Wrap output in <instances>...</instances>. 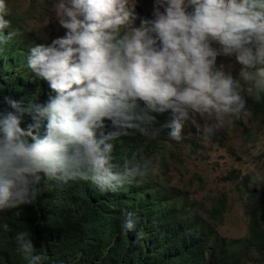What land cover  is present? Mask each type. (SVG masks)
<instances>
[{
	"label": "clouds",
	"instance_id": "1",
	"mask_svg": "<svg viewBox=\"0 0 264 264\" xmlns=\"http://www.w3.org/2000/svg\"><path fill=\"white\" fill-rule=\"evenodd\" d=\"M37 1L31 4L36 19ZM52 2L45 0V7ZM13 3L0 0V46L18 35L16 25L29 33L25 36L33 46L25 67L45 85L46 97L26 104L9 97L11 111L0 112V216H19L50 181L80 180L90 183L88 190L105 203L125 201L129 210L124 211L121 234L137 236L141 212L132 213L137 205L131 203H138L140 189L153 192L155 186L165 196L177 197V204L185 194L218 241L249 237L251 212L264 213V185L258 189L249 184H264V174L252 165V175L229 173L231 183L240 184L248 220L246 236L230 239L220 233L228 197L214 200L208 213L174 181L171 167L183 166L184 154L200 147L185 124L199 137L211 136L234 120L241 128L247 112L251 121L264 124V108L256 105L264 96V0H153L150 19L139 25L137 0H54L52 12L65 33L52 39L37 25L28 27L29 16L16 15ZM224 58L239 65L236 75ZM26 115L33 123L25 125ZM157 122L166 131L154 130ZM247 127L244 137L250 135ZM127 135H137L150 152L161 148L153 145L158 137L166 147L140 161L117 162L116 142ZM136 144L124 137L118 150ZM206 229L191 228L190 233L201 234L208 246ZM14 241L27 264H45L28 231H17ZM72 251L77 259L84 257L75 244ZM252 257L248 264L264 259L256 252Z\"/></svg>",
	"mask_w": 264,
	"mask_h": 264
},
{
	"label": "trees",
	"instance_id": "2",
	"mask_svg": "<svg viewBox=\"0 0 264 264\" xmlns=\"http://www.w3.org/2000/svg\"><path fill=\"white\" fill-rule=\"evenodd\" d=\"M14 28L16 38L0 46V112L11 111L7 104L9 97L23 99L25 104L29 100L38 103L46 97L42 96L45 85L25 67L33 40L17 25ZM256 105L264 108V96ZM24 123H33L32 117L26 115ZM106 124L110 127V122ZM153 129L158 133L166 131L160 122L153 124ZM124 137L135 139L137 144L118 150ZM158 138L153 145L159 144L161 148L150 152L137 135L122 136L116 142L113 158L117 162L126 158L140 161L147 154H158L166 147L163 137ZM90 187V183L80 180L50 181L42 186L35 203L23 207L19 216L11 213L0 216V264H27L16 250L17 231L30 233L35 248L45 257V264H248L254 252L264 257L263 212L261 215L251 212L246 239L218 241L200 222L185 194L177 204V197L165 196L164 189L154 186L153 192L140 189L138 203L130 202L137 205L132 213L139 211L141 216L137 217L140 225L137 236H128L121 234L124 211L129 210L126 202L120 198L113 204L105 203L107 200L94 195L88 190ZM251 198L254 208L257 195ZM191 228L206 229L208 246L201 234L197 237L190 233ZM74 244L84 253L83 258L77 259L73 254Z\"/></svg>",
	"mask_w": 264,
	"mask_h": 264
},
{
	"label": "rangeland",
	"instance_id": "3",
	"mask_svg": "<svg viewBox=\"0 0 264 264\" xmlns=\"http://www.w3.org/2000/svg\"><path fill=\"white\" fill-rule=\"evenodd\" d=\"M45 0H38L40 15L36 19L31 11V4L34 0H14L13 8L17 9L16 15L23 13L29 16L26 25L35 28L37 25L49 39L63 36V29L52 12V4L45 7ZM135 4V0H132ZM153 0H137L135 12L137 19L136 25H139L143 19H150L152 13ZM223 57L218 58L222 62ZM224 64L227 69L235 75L239 70V65L235 64L234 59L224 58ZM251 114L247 112L243 116V126L238 128L235 120L226 126L212 133L211 136L199 137L192 125H183L185 129L198 137L199 149L195 152L187 151L184 154V165L171 167V173L174 181L179 186L187 188L192 198L202 202L209 213L214 205V200L226 195L229 204L226 209L224 224L220 227V233L223 237L235 239L243 238L248 231L247 217L244 212V200L241 197L242 191L240 184L231 183L234 178L229 173L234 170L241 171V175H252L249 171V165H252L257 172L264 174V124L251 121ZM199 122V121H198ZM250 135L244 137L245 125ZM183 126L181 128H183ZM253 126V127H252ZM260 150L258 155L254 152ZM264 184H257L252 181L250 187L263 189ZM255 264H264V259H256Z\"/></svg>",
	"mask_w": 264,
	"mask_h": 264
},
{
	"label": "bare ground",
	"instance_id": "4",
	"mask_svg": "<svg viewBox=\"0 0 264 264\" xmlns=\"http://www.w3.org/2000/svg\"><path fill=\"white\" fill-rule=\"evenodd\" d=\"M15 38H16V37H15ZM31 39H32V38H31ZM19 41H20V40H19ZM11 44H12V43H11ZM29 45H30V44H29ZM24 71H25V70H24ZM27 78H28V77H27ZM160 144H161V143H160ZM254 201H255V200H254ZM252 203H253V202H252ZM251 214H252V213H251ZM253 215H254V214H253ZM160 220H161V219H160ZM253 220H254V219H253ZM252 222H253V221H252ZM254 225H255V224H254ZM254 225H253V227H255ZM253 227H252V228H253ZM255 231H256V230H255ZM255 231H254V232H255ZM257 232H258V231H256V233H257ZM48 233H49V232H48ZM258 235H260V232H259ZM258 235H257V236H258ZM197 237H198V236H197ZM191 238H192V236H191ZM262 238H263V237H262ZM262 240H263V239H262ZM261 244H262V243H261ZM138 257H139V256H138Z\"/></svg>",
	"mask_w": 264,
	"mask_h": 264
}]
</instances>
